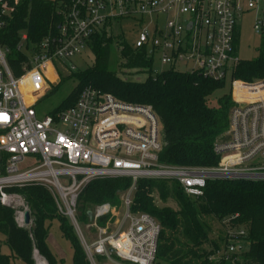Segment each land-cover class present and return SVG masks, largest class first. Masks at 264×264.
Here are the masks:
<instances>
[{"label":"built area","instance_id":"1","mask_svg":"<svg viewBox=\"0 0 264 264\" xmlns=\"http://www.w3.org/2000/svg\"><path fill=\"white\" fill-rule=\"evenodd\" d=\"M13 1L0 0V17L12 15L20 0ZM252 12L257 13L255 33L261 35L264 0H70L57 34L34 50L26 47L22 34L19 49L29 59L21 77L13 75L0 48V204L14 211L18 228L30 229L33 219L26 225V200L10 190L43 187L57 213L72 224L90 264H156L162 228L151 215L131 212L138 182H174L194 199L204 196L212 180L264 182V77L253 83L233 77L242 62L238 19ZM117 19L134 24L132 47L153 62L230 85L233 107L228 130L214 149L220 157L217 167L161 164L163 132L153 107L121 102L92 86L84 87L72 106L38 114L37 106L60 81L57 76L49 82L45 72L90 48L93 37ZM106 179L132 182L120 198L125 218L115 231L99 229L100 220L114 212L109 204L98 206L88 224L97 237L88 241L78 221V200L90 183ZM230 222L224 221L220 260L235 262L248 249L243 244L247 233Z\"/></svg>","mask_w":264,"mask_h":264},{"label":"trees","instance_id":"2","mask_svg":"<svg viewBox=\"0 0 264 264\" xmlns=\"http://www.w3.org/2000/svg\"><path fill=\"white\" fill-rule=\"evenodd\" d=\"M11 2L14 5V1ZM69 4L70 0H20L10 17H0V22L4 23L0 29V48L6 52L7 64L15 77L22 76L23 67L29 59L19 49L22 34L27 35L26 47L34 50L45 38L58 33ZM112 39L107 28L93 37L91 48L96 57L95 66L77 76L79 86L71 99L59 109L72 106L87 85L112 94L121 102L150 105L162 126L164 148L160 155L161 164L180 168L217 167L220 157L214 149L228 130L233 107L230 85V93L223 94L217 100L218 105H214L211 98L227 88L226 82H215L173 69L154 74L151 72L154 62L148 54L135 51L119 39L121 69L149 70L144 82H124L107 71ZM233 77L248 83L264 77V39L258 58L242 61ZM131 185L129 179L90 183L78 200L79 223L88 225L90 213L98 206L121 201V195ZM10 192H16L26 200L34 228H18L13 210L0 204V234L10 251L8 255L2 254L0 244V264H12L13 261L35 264V251L48 264H58L48 245L52 224L47 226L46 223L53 221L59 222L63 237L73 248V264H90L72 224L57 213L54 198L47 189L31 186ZM156 196L164 204L172 200L177 209L164 207L160 210L156 205ZM131 212L147 213L161 225L159 261L167 264H264V182L212 180L207 183L204 196L194 199L185 195L177 183L140 181L133 196ZM209 217L222 224L224 229V221L228 219L233 229H246L248 249L238 257L240 260L211 262L208 256L221 247L215 241L212 243L215 250L210 255L206 256L205 251L198 252L209 242V229L203 223ZM173 234L181 235L182 247L172 242L169 235ZM225 241L223 237L220 240L223 245ZM59 264H64V261Z\"/></svg>","mask_w":264,"mask_h":264},{"label":"rangeland","instance_id":"3","mask_svg":"<svg viewBox=\"0 0 264 264\" xmlns=\"http://www.w3.org/2000/svg\"><path fill=\"white\" fill-rule=\"evenodd\" d=\"M103 1H105L106 3L112 2V0H103ZM256 17H257V13L252 12V13H247L238 19L236 45L238 46L237 47L238 57L241 59V61L249 62V61H254L258 58V51L264 39V32L261 35H257L255 33L254 24L256 21ZM107 31L113 38L112 42L110 43V56H109L107 71L109 73L116 74V76H118V78H120L124 82H128V81L144 82L149 75L148 69H143V70L127 69V68L121 69V54L119 47L120 46L119 39L122 40L121 43H126L130 46H133L135 39L137 37V29L135 28L134 24L131 21H124L117 19L114 20L112 23H110V25L107 27ZM3 52L5 51L3 50ZM95 63H96V57L92 48L90 47L83 50L81 54L77 55L75 58L71 60L59 62L55 66L57 71L54 68L48 69L45 72V76L49 79V82L55 83L57 80V76L60 81L57 86L53 85L52 91L48 92L46 96L43 98V100L40 102V104L37 106L36 109L38 114L44 117L49 113H51L52 111L58 109L64 102L66 103L69 98L71 99L75 89H77V87L79 86L80 81L77 79V76L88 71L89 69H92L95 66ZM188 70H189L188 68H181L179 72L188 74L187 73ZM165 71H168L166 67H162L159 64V61L155 59L154 66L151 72L156 74ZM225 93L226 94L230 93L228 91V83H227V88H225L222 91L216 92L213 98H211V100L214 102V105L217 104V100L220 97H222V95ZM155 201H156V205L159 207L160 210L163 209L164 207L177 209L175 202H173L172 200L164 204L158 198V196H156ZM25 204L27 205L26 202ZM109 205H111L114 215H112L111 218L110 216L103 218L102 220H100V222L97 225L99 229L112 228L113 229L112 231H115L117 228L116 224L124 220L126 211H125V207L123 206V203L119 200L116 203ZM21 209L23 210V208ZM203 223L209 229V234H208L209 242L208 244H205L203 248L200 249L198 252L202 253L205 251L206 256L208 254L210 255V253H212L215 250L212 243L214 241L217 242L219 245H221L220 249L215 250L212 255L208 256L211 262L217 263L220 261L221 254L224 249V245L221 244L220 242L222 237L223 238L225 237L224 226L210 217L205 218L203 220ZM50 224H52V227L49 231L48 245L52 253L55 255L58 261L57 263L59 264V262L62 260L64 261V264H73V248L70 242L63 237L59 222L53 221L52 223L51 222L46 223L47 226H49ZM79 225L83 235L86 237V240L92 241L97 237V233L94 227L91 229L88 228V225L86 224L79 223ZM32 227L34 228L33 225ZM125 230H127V225L125 227ZM243 230L247 232L245 228H243ZM72 232L73 230L71 229V233ZM169 237L171 238L172 242L176 243L177 247H182L181 242H183V238L181 237L180 234L169 235ZM247 239L248 236L245 237L243 240V244L246 247H247L246 244ZM0 244L2 245V254L4 255L10 254L8 247L5 245V238L1 234H0ZM218 252L221 253L218 255ZM39 258L43 260L44 262L43 264H48L46 259L40 255L37 256L36 258L34 256L35 264L39 263V260H37ZM238 259L236 261H238ZM12 264H23V263L20 261H13ZM156 264H167V263L158 260Z\"/></svg>","mask_w":264,"mask_h":264},{"label":"water","instance_id":"4","mask_svg":"<svg viewBox=\"0 0 264 264\" xmlns=\"http://www.w3.org/2000/svg\"><path fill=\"white\" fill-rule=\"evenodd\" d=\"M25 221H26V225H29L30 224V221H31V215L29 212H27L25 214Z\"/></svg>","mask_w":264,"mask_h":264},{"label":"bare ground","instance_id":"5","mask_svg":"<svg viewBox=\"0 0 264 264\" xmlns=\"http://www.w3.org/2000/svg\"><path fill=\"white\" fill-rule=\"evenodd\" d=\"M39 260H40V262L44 263L42 259L39 258Z\"/></svg>","mask_w":264,"mask_h":264}]
</instances>
